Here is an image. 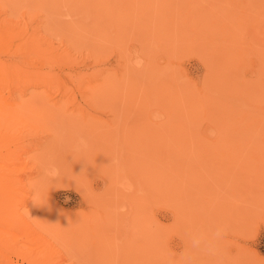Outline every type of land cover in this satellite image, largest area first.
<instances>
[{
	"label": "rangeland",
	"instance_id": "1",
	"mask_svg": "<svg viewBox=\"0 0 264 264\" xmlns=\"http://www.w3.org/2000/svg\"><path fill=\"white\" fill-rule=\"evenodd\" d=\"M0 78V264H264V0H0Z\"/></svg>",
	"mask_w": 264,
	"mask_h": 264
},
{
	"label": "clouds",
	"instance_id": "2",
	"mask_svg": "<svg viewBox=\"0 0 264 264\" xmlns=\"http://www.w3.org/2000/svg\"><path fill=\"white\" fill-rule=\"evenodd\" d=\"M141 63H142L141 61H137V67H139ZM79 142L81 144H86V141L84 140V138H80ZM43 175H44V177H46L50 180H55V179L60 177L61 169L59 166H57L55 164H49L47 167H45L43 169ZM196 243H199V241L194 240V244H196Z\"/></svg>",
	"mask_w": 264,
	"mask_h": 264
},
{
	"label": "bare ground",
	"instance_id": "3",
	"mask_svg": "<svg viewBox=\"0 0 264 264\" xmlns=\"http://www.w3.org/2000/svg\"><path fill=\"white\" fill-rule=\"evenodd\" d=\"M39 76H42V75H39ZM1 78H2V76H1ZM1 78H0V79H1ZM1 81H3V80H1ZM37 81H39V80H37ZM41 81H42V79H41ZM41 81H40V82H41ZM43 82H44V81H43ZM47 82H48V81H47ZM0 83H1V82H0ZM95 84H96V83H95ZM93 85H94V84H93ZM104 85H105V84H104ZM94 86H95V85H94ZM103 87H104V86H103ZM99 88H101V89H99ZM47 89H48V88H47ZM50 89H51V88H50ZM97 89H99V90H98V93L101 94L100 91L102 90V86H99V85H98V86H95L94 89L92 88V90L94 91L93 94L96 93L95 91H96ZM46 91H47V90H46ZM102 91H103V90H102ZM21 93H22V92H21ZM42 93H43V92H42ZM98 93H97V94H98ZM102 93H103V92H102ZM97 94H96V95H97ZM153 94H154V93H153ZM46 95H47V94H46ZM0 195L2 196V194H0ZM2 197H4V196H2ZM8 197H9V196H7L6 200L8 199ZM6 200H5V201H6ZM5 201H4V202H5ZM2 202H3V201H2ZM0 203H1V202H0ZM4 204H5V203H4Z\"/></svg>",
	"mask_w": 264,
	"mask_h": 264
}]
</instances>
